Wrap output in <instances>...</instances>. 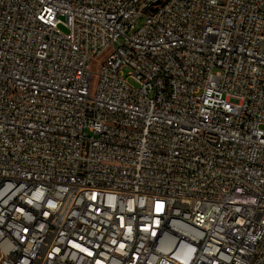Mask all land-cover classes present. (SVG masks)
<instances>
[{"label":"built area","instance_id":"1","mask_svg":"<svg viewBox=\"0 0 264 264\" xmlns=\"http://www.w3.org/2000/svg\"><path fill=\"white\" fill-rule=\"evenodd\" d=\"M0 264H264V0H0Z\"/></svg>","mask_w":264,"mask_h":264},{"label":"rangeland","instance_id":"2","mask_svg":"<svg viewBox=\"0 0 264 264\" xmlns=\"http://www.w3.org/2000/svg\"><path fill=\"white\" fill-rule=\"evenodd\" d=\"M142 23V21L140 22V24ZM105 57V55L101 56L100 58L96 59L93 61L92 66H91V71H92V80H91V92L92 94L95 92L96 88H97V84H98V72L100 70L99 67V63L103 60V58ZM121 71L123 72V75L125 77L128 76V74L131 72V68L127 65L123 66L121 68ZM128 81L129 83H131L133 86L138 87L139 84L138 82L133 78V77H128Z\"/></svg>","mask_w":264,"mask_h":264}]
</instances>
